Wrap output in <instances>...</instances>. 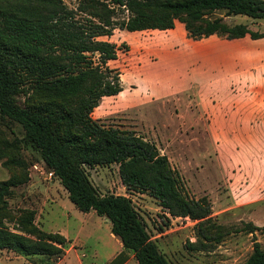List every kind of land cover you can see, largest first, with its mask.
<instances>
[{
	"label": "rangeland",
	"instance_id": "obj_1",
	"mask_svg": "<svg viewBox=\"0 0 264 264\" xmlns=\"http://www.w3.org/2000/svg\"><path fill=\"white\" fill-rule=\"evenodd\" d=\"M65 2L73 8L79 3ZM220 16L224 11L215 12L212 18ZM125 18L128 12L119 11L114 19L120 23ZM224 21L264 33V18L238 14L224 16ZM116 25L112 35L100 39L117 48V58L104 68H109L111 77L118 76L122 90L101 99L94 119L105 127L136 131L154 142L182 176L188 196L209 199L223 238L202 249L197 243V221L171 217L155 197L128 190L117 164L88 167L92 182L102 195L123 194L132 199L161 252L172 263L244 264L255 239L264 249V172L257 163L258 153L264 150V115L257 112L252 117L256 111L249 108L245 122L229 117L231 125L223 115L231 113L232 101L245 97L250 107L258 102L264 112V84L252 87L236 80L241 71L250 73L264 66V42L254 45L250 34L240 39L213 35L195 40L179 21L166 31L129 32ZM99 60L95 54L94 62ZM230 79L234 81L231 84ZM26 99L19 97L21 103ZM0 127L11 140L21 139L22 157L30 173L29 181L13 188L11 206L35 209L36 223L43 230L68 238L61 258L0 250V264H108L124 249L112 233L111 221L95 210L83 212L74 205L60 179L50 175L40 152L24 141L21 124L6 119ZM4 161L0 160V181L14 173ZM165 216L171 218L169 224ZM250 222L262 229L247 232ZM192 243L199 247L191 248ZM127 253L129 264H138L133 253Z\"/></svg>",
	"mask_w": 264,
	"mask_h": 264
},
{
	"label": "trees",
	"instance_id": "obj_2",
	"mask_svg": "<svg viewBox=\"0 0 264 264\" xmlns=\"http://www.w3.org/2000/svg\"><path fill=\"white\" fill-rule=\"evenodd\" d=\"M78 1L73 8L65 0H0V123L8 119L21 124L24 141L40 152L74 205L111 221L112 233L124 249L108 264H124L127 252L138 264H174L161 252L132 199L102 195L88 167L117 164L128 190L155 197L171 217L197 221V243L202 249L220 242L223 232L209 199L188 196L182 176L154 142L94 119L101 99L122 90L118 76L111 77L109 68H104L117 58V48L100 38L112 35L116 24L129 32L166 31L179 21L195 40L247 34L259 39L264 33L253 32L246 24L230 26L224 16L264 18V0ZM119 11L128 12L120 23L114 19ZM217 11H224V16L212 18ZM95 54L100 58L97 63ZM22 95L27 96L25 103L19 101ZM21 150V139L11 140L0 127V160L5 159L3 164L14 172L0 181V250L61 258L68 238L43 230L36 223L35 209L10 204L13 188L30 179ZM165 217L169 224L171 218ZM261 229L252 222L245 228L249 233ZM197 243L191 248H198ZM244 264H264V249L257 239Z\"/></svg>",
	"mask_w": 264,
	"mask_h": 264
},
{
	"label": "crops",
	"instance_id": "obj_3",
	"mask_svg": "<svg viewBox=\"0 0 264 264\" xmlns=\"http://www.w3.org/2000/svg\"><path fill=\"white\" fill-rule=\"evenodd\" d=\"M247 36V35H246ZM245 36V37H246ZM244 38V37H243ZM252 38V37H251ZM238 39H240V38H238ZM258 39H253L252 38V43L254 44V45H259V44H261V42H264V37L263 38H259V40L257 41ZM264 45V44H263ZM254 70V71H253ZM259 72V73H258ZM242 74V75H241ZM249 75V76H248ZM239 76V77H238ZM238 77V78H237ZM241 78H243V79H241ZM240 80V83L241 82H243V81H241V80H244L245 81V83H249V86H254V85H262V84H264V66L263 67H261V68H256V69H251V72L249 73V71H245V72H243V71H241V73H239L237 76H236V80ZM253 81V84H250V81ZM230 84L231 83H233L234 81H233V79H230ZM237 87V86H236ZM239 87V86H238ZM239 88H242L243 89V87H242V85L240 84V87ZM246 88V87H245ZM244 88V89H245ZM232 90H233V88H231ZM257 89V88H256ZM245 97V96H244ZM232 101V100H231ZM231 101H229V103L231 102ZM248 103H250V102H248V99L245 97V98H241L240 100H238V101H236V100H234V101H232L230 104V111H231V113H229V116L228 115H223V119H226L227 120V122L229 123V125H231V121L228 119L229 117H238L237 119H238V121L240 122V121H244L245 122V120H247L248 119V109L250 108V109H252V110H255L256 112H254V113H252V117H256L258 114H262V115H264V112H263V108L262 107H260V103H258V102H254V103H252L251 104V107L248 105ZM227 106H229V105H227ZM261 110V111H260ZM257 112H258V114H257ZM213 121H214V119H213ZM219 132V131H218ZM217 132V133H218ZM216 133V134H217ZM219 134V133H218ZM257 158L259 159V161H257V163L259 164V167L260 168H262L263 169V172H264V150H260V152L258 153V156H257ZM262 179L264 180V176L262 177ZM122 246H123V244H122ZM123 249H121V251H122ZM120 251V252H121ZM66 257V256H65ZM133 257H134V254H133ZM131 260V258L130 259H128V261L127 262H125L124 264H129V261ZM62 261V260H61ZM82 264V263H81Z\"/></svg>",
	"mask_w": 264,
	"mask_h": 264
},
{
	"label": "built area",
	"instance_id": "obj_4",
	"mask_svg": "<svg viewBox=\"0 0 264 264\" xmlns=\"http://www.w3.org/2000/svg\"><path fill=\"white\" fill-rule=\"evenodd\" d=\"M50 175H51V176H52V175H54V172H53V171H51V172H50Z\"/></svg>",
	"mask_w": 264,
	"mask_h": 264
}]
</instances>
